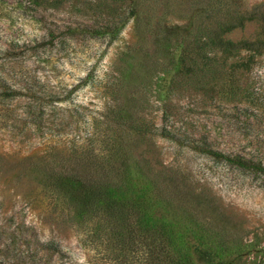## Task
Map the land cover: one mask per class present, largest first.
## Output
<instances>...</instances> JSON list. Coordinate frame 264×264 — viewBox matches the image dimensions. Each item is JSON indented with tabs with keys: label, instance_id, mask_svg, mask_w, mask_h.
I'll return each instance as SVG.
<instances>
[{
	"label": "rangeland",
	"instance_id": "obj_1",
	"mask_svg": "<svg viewBox=\"0 0 264 264\" xmlns=\"http://www.w3.org/2000/svg\"><path fill=\"white\" fill-rule=\"evenodd\" d=\"M240 12L220 36L250 48H195ZM78 25L110 34L69 36ZM3 84L0 264H127L142 190L148 216L264 264V0H0Z\"/></svg>",
	"mask_w": 264,
	"mask_h": 264
},
{
	"label": "trees",
	"instance_id": "obj_2",
	"mask_svg": "<svg viewBox=\"0 0 264 264\" xmlns=\"http://www.w3.org/2000/svg\"><path fill=\"white\" fill-rule=\"evenodd\" d=\"M252 15L247 13H238L231 20L220 21L216 23V28H212V35L206 36V39L195 40V48L200 49L207 43H212V50L218 48L219 51L236 52L241 49L250 48L251 43L246 40L232 41L220 36L224 31H228L235 26L243 24V20L252 18ZM123 25V24H122ZM121 25V26H122ZM120 26V27H121ZM112 36H115L117 30L111 32ZM67 34L71 37L76 35H82L86 37H100L110 34V31L103 29L101 26H91V25H78L67 28ZM259 41V39L257 40ZM216 49V50H218ZM184 50V49H183ZM186 51V50H185ZM214 52V51H213ZM4 89L0 90V99H5L6 97H12L16 90L11 89L9 86L3 84ZM207 151L220 155L222 158L227 160H233L232 156L229 154L220 152L218 150L207 148ZM236 164L244 166L250 163L251 159L242 157L240 155L236 158ZM256 169L264 172V164L258 160L253 164ZM54 175L58 178H69L71 185L77 183H83L87 186H99L107 189L108 182L94 180L97 175L89 172L88 170L78 167L71 166L67 163H56L51 166ZM150 189V188H149ZM149 190H147L148 192ZM142 196L136 200L137 206L136 215L140 218L145 216V228L144 233L135 234L132 237V249L133 255L127 264H234L233 259L220 250H213L204 242L199 239H189L183 236V232L176 231L170 228L166 220L161 216H148V211L145 208L139 209L140 202L145 198V191L142 190L140 193ZM139 202V203H138ZM106 210H118L116 203L105 204ZM109 212V211H108ZM140 253L143 254L140 256ZM134 256V260H133Z\"/></svg>",
	"mask_w": 264,
	"mask_h": 264
}]
</instances>
